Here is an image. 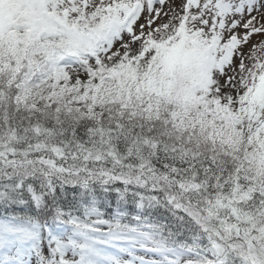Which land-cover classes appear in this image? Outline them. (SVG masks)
Instances as JSON below:
<instances>
[{
    "label": "snow or ice",
    "instance_id": "snow-or-ice-1",
    "mask_svg": "<svg viewBox=\"0 0 264 264\" xmlns=\"http://www.w3.org/2000/svg\"><path fill=\"white\" fill-rule=\"evenodd\" d=\"M0 264H264V0H0Z\"/></svg>",
    "mask_w": 264,
    "mask_h": 264
}]
</instances>
